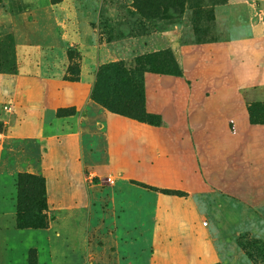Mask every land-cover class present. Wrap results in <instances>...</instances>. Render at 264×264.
I'll return each mask as SVG.
<instances>
[{"label": "rangeland", "instance_id": "374dc122", "mask_svg": "<svg viewBox=\"0 0 264 264\" xmlns=\"http://www.w3.org/2000/svg\"><path fill=\"white\" fill-rule=\"evenodd\" d=\"M74 19L90 23L97 41L113 44L124 39L136 46V40L153 41L155 34L167 46L156 51L169 50L180 69L183 63L189 70V55L198 57L192 66L199 63L197 45L230 43L240 60L241 103L247 109L259 102L253 116H263L264 0H0V73L16 71L28 48L40 52L57 46L64 47L75 73L79 51L66 39ZM139 55L97 66L91 96L142 120ZM215 62V68L222 66L218 58ZM220 71L213 70L214 78L203 87L229 85ZM0 94L1 115L11 101L1 89ZM194 103L199 112L193 115L195 136L203 129L199 120L214 118L215 108L207 112ZM5 118L0 116V264H264V217L220 191L236 184L232 161L207 155L209 173L202 176L200 154L192 152L187 133L163 131L158 152L148 140L143 145L123 141L117 151L120 166L110 165L98 142L94 165L78 170L59 163L55 152L42 167L39 141L15 137ZM228 127L233 130L231 120ZM223 129L209 126L205 132L221 136ZM83 150L88 163L85 142ZM243 167L238 187L247 195L252 186ZM40 171L49 182L43 212L49 229H18L17 174L44 177ZM263 182L258 175L257 183ZM39 232L49 233L48 244Z\"/></svg>", "mask_w": 264, "mask_h": 264}, {"label": "crops", "instance_id": "0c3cea01", "mask_svg": "<svg viewBox=\"0 0 264 264\" xmlns=\"http://www.w3.org/2000/svg\"><path fill=\"white\" fill-rule=\"evenodd\" d=\"M69 25L72 28L66 34L67 46L79 51L78 80L64 79L69 60L62 46L40 52L28 48L25 57L21 54L24 61L18 65L16 71L0 73V89L11 101L7 112H1L0 116L6 115L4 120L10 123L11 132L15 137H33L39 141L42 167L53 152L57 153L59 163L67 162L78 170L86 165L91 167L94 165L91 156L96 151L98 142L101 143L99 150H103L106 154L110 165L120 166L123 163L117 162L119 158L117 151L121 147V142L138 144L140 141L143 145L144 140H148L147 143L158 146L155 151L158 152L161 148V133L178 130L190 135L192 152L200 154L202 176L209 173L205 163L207 155L217 154L218 158L224 161L225 159L232 161L231 167L236 184L230 188L228 185H222L221 188L219 187L220 191L230 199L255 208L258 214L264 217V182L257 183L258 175L264 180V123H251L246 105L241 103V92L238 87L241 84L240 60L236 61L238 58L235 52H231L230 43L222 41L197 45L196 51L200 54L199 63L192 66L198 57L189 55L185 58L190 61L189 70L182 63L180 75L142 72L143 108L145 112L159 117V123L152 125L107 110L91 99L90 93L97 66L111 60L166 48L167 46L161 45L162 40L159 36L154 34L153 41L136 40L140 43L136 46L125 42L129 40L124 39L116 42L118 44H113V42L97 41L93 28L86 21L74 19ZM61 39H63L62 44L65 45L63 35ZM216 58L222 61V66L217 65V68H215ZM200 66L204 68L197 69ZM216 69L221 70L218 74L222 75L229 85L203 87L206 80L214 78L216 73L213 70ZM27 96L33 99L24 101V99L28 100ZM194 101H197L200 107L204 106L207 112L215 108L214 118L207 116L204 120H199L201 121L199 127L203 129L195 136L192 134L194 131L192 121L193 115L199 112L198 105L195 111L193 109L196 104ZM66 107H73L74 112L62 116L54 114L58 108ZM228 120L232 121V131L228 127ZM219 125L224 127L221 131L225 133L224 135L210 136L205 132L209 126ZM84 142L87 160H90L87 161L88 163L83 156ZM241 163L248 171L250 186L253 187L249 189L247 195H242L238 187L239 177L242 175ZM128 172L129 170H126V173ZM42 175L47 189L48 178L44 173ZM236 177L238 179H235ZM3 181L4 177L0 175V205ZM205 183L209 187L210 183ZM158 186L163 185L158 184ZM10 201L14 202V198ZM23 229L47 231L46 229L49 228ZM39 233L45 237L43 243L48 244L49 233ZM60 238L67 240L64 234Z\"/></svg>", "mask_w": 264, "mask_h": 264}, {"label": "trees", "instance_id": "16d2710c", "mask_svg": "<svg viewBox=\"0 0 264 264\" xmlns=\"http://www.w3.org/2000/svg\"><path fill=\"white\" fill-rule=\"evenodd\" d=\"M51 3L58 2L59 0H50ZM152 1V0H149ZM69 54V50H68ZM138 62L140 60V66L142 71H151L155 73H164L172 75H180L181 69L178 68L176 62L169 50L153 51L149 54H142L135 58ZM76 64V72L71 70V66H67L64 79L70 81L78 80L79 64ZM92 93V91H91ZM90 98L104 106L107 110L123 114L118 110L113 109L110 106H106L103 102H100L96 98ZM259 102H253L247 106L248 118L251 123H264V112L263 116L255 118L253 116L254 111H260L258 106ZM58 116L69 115L74 112L73 107L58 108ZM144 117L142 120L137 119L135 116L131 117L139 121H145L152 125L159 123V117L154 114H150L144 111ZM17 202L15 211V226L18 229L23 228H46V221L43 212L46 210V189L44 177L37 174L30 173H18L17 174Z\"/></svg>", "mask_w": 264, "mask_h": 264}, {"label": "built area", "instance_id": "2783aa9c", "mask_svg": "<svg viewBox=\"0 0 264 264\" xmlns=\"http://www.w3.org/2000/svg\"><path fill=\"white\" fill-rule=\"evenodd\" d=\"M108 179L110 180L111 178H110V177H108Z\"/></svg>", "mask_w": 264, "mask_h": 264}]
</instances>
